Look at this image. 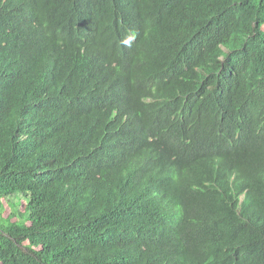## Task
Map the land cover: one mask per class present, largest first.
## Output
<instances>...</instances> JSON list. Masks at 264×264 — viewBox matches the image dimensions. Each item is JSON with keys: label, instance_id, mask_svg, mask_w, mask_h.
<instances>
[{"label": "trees", "instance_id": "1", "mask_svg": "<svg viewBox=\"0 0 264 264\" xmlns=\"http://www.w3.org/2000/svg\"><path fill=\"white\" fill-rule=\"evenodd\" d=\"M0 264H264V0H0Z\"/></svg>", "mask_w": 264, "mask_h": 264}, {"label": "rangeland", "instance_id": "2", "mask_svg": "<svg viewBox=\"0 0 264 264\" xmlns=\"http://www.w3.org/2000/svg\"><path fill=\"white\" fill-rule=\"evenodd\" d=\"M19 207H21V206H19ZM6 212L4 213V215H8L10 212H11V210H10V208H9V206L6 204Z\"/></svg>", "mask_w": 264, "mask_h": 264}]
</instances>
